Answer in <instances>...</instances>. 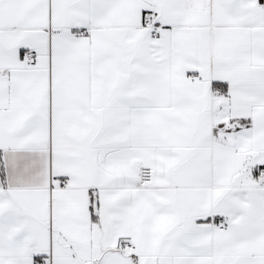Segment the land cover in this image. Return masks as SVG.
<instances>
[{
  "label": "snow or ice",
  "instance_id": "1",
  "mask_svg": "<svg viewBox=\"0 0 264 264\" xmlns=\"http://www.w3.org/2000/svg\"><path fill=\"white\" fill-rule=\"evenodd\" d=\"M0 264H264V0H0Z\"/></svg>",
  "mask_w": 264,
  "mask_h": 264
}]
</instances>
